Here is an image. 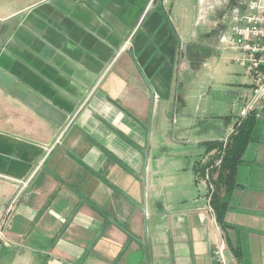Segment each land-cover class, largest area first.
<instances>
[{"label":"crops","instance_id":"crops-1","mask_svg":"<svg viewBox=\"0 0 264 264\" xmlns=\"http://www.w3.org/2000/svg\"><path fill=\"white\" fill-rule=\"evenodd\" d=\"M241 1L0 0V221L28 183L0 264H218L223 243L229 262L264 264V109L229 193L245 105L189 168L156 156Z\"/></svg>","mask_w":264,"mask_h":264},{"label":"rangeland","instance_id":"rangeland-1","mask_svg":"<svg viewBox=\"0 0 264 264\" xmlns=\"http://www.w3.org/2000/svg\"><path fill=\"white\" fill-rule=\"evenodd\" d=\"M229 22L226 25L223 22L225 30ZM221 25L219 30L224 29ZM208 44L214 48L203 49L204 59L198 65L200 73L186 74V85L191 88L187 105L175 112L172 107L166 122L161 123L164 138L159 140L156 156L183 168H189L193 159L204 153L196 141L218 138L238 118L256 81L255 74L244 63L237 62L242 58L240 52L225 49L215 44V40Z\"/></svg>","mask_w":264,"mask_h":264},{"label":"built area","instance_id":"built-area-1","mask_svg":"<svg viewBox=\"0 0 264 264\" xmlns=\"http://www.w3.org/2000/svg\"><path fill=\"white\" fill-rule=\"evenodd\" d=\"M241 6L236 7L228 17L229 27L220 31L216 37L219 45L225 49H232L242 54L237 62L245 64V67L254 73L256 81L253 86L251 98L245 103L243 118L255 114L261 117L264 109V0H242ZM20 189L11 200L6 215L0 221V242L4 239V233L9 219L13 214L15 205L28 185L20 182ZM226 245L215 249L214 257L218 264H233L226 259Z\"/></svg>","mask_w":264,"mask_h":264},{"label":"trees","instance_id":"trees-1","mask_svg":"<svg viewBox=\"0 0 264 264\" xmlns=\"http://www.w3.org/2000/svg\"><path fill=\"white\" fill-rule=\"evenodd\" d=\"M256 115L252 114L243 122L236 124V134L230 137L229 144L224 150L218 183L226 188L228 193L236 186V174L238 167L242 164V157L248 143L252 140L251 133L256 122ZM211 149L222 150L219 142L210 143ZM229 202L216 193L212 197V207L215 210L219 223L227 211Z\"/></svg>","mask_w":264,"mask_h":264}]
</instances>
